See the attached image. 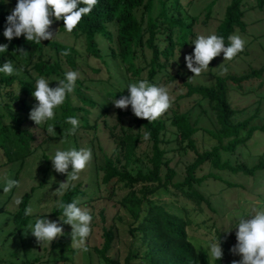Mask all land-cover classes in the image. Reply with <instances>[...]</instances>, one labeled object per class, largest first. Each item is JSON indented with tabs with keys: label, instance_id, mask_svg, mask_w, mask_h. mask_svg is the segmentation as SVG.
<instances>
[{
	"label": "trees",
	"instance_id": "16d2710c",
	"mask_svg": "<svg viewBox=\"0 0 264 264\" xmlns=\"http://www.w3.org/2000/svg\"><path fill=\"white\" fill-rule=\"evenodd\" d=\"M193 0H97L90 13L81 17L79 23L71 32H65L62 21L55 25L61 33H66L73 41L70 45L56 41H40L39 44L26 42L23 36L5 41L0 35V43H8V48L0 56V64L10 60L24 73V78L15 75L0 74V106L4 113H0V153L3 159L0 166L19 163V170L25 159L30 157L38 148L50 140L67 139L71 137L78 144L76 133L79 131L91 134L93 140L99 137L95 134L98 120L113 110L119 124L128 118L134 125L120 128L109 127L108 133L115 146L109 154H102V164L96 165L97 156L92 155L93 175L101 172L99 184L110 185L113 195L115 190L123 191L117 200L119 206L128 215V233L131 243L123 259L109 256L114 240L111 228L103 230V243L93 251L101 259V264H213L202 248L195 247L188 234L191 221L188 211L178 206V198L186 203L199 206L201 203L209 206L207 199L194 190V185H200L204 178H215L213 174L206 177L196 176V171L204 164L211 169L226 171L230 174L253 176L264 170V158L260 157L257 164L247 167L245 164L230 162V156L237 148L243 146L255 132L264 133L263 126H249L251 118L241 122H233L235 111L229 101V90H239L243 82L250 78H260L264 66L242 76L228 75L213 76L210 86L191 85L181 83L184 93L177 99L194 97L196 103L205 102L209 107L215 128L203 129L214 144L201 152L194 145L193 135L201 129L197 127V119L192 121L188 111L179 113L172 111L164 119L156 118L147 121L135 117L130 107L123 110L115 108L110 102L120 95H126L124 88L128 83L136 80H147L149 83L166 88L177 82L183 75V59L174 61L176 53L191 51L192 40L195 39L194 24L199 15L189 14ZM254 8L264 9V0H254ZM15 0L7 4H0V32L3 30L4 18L14 6ZM210 2L204 9L205 16L201 24H206L210 17ZM244 10L242 0H231L224 9L222 19L214 29V33L225 38L235 29L244 30L242 21ZM80 41L83 54L77 51L73 44ZM52 52L50 61L44 59V47ZM20 48L25 53L15 54L14 49ZM220 55V54H219ZM218 55V56H219ZM82 56L86 61L92 60L96 65L89 69L97 78H77L72 93H69L63 104L55 110L54 132L56 136L46 134L47 122L36 126L28 119V112L35 105L31 96L35 78L43 76L62 78L65 67L78 70ZM218 56L214 57L216 59ZM175 68L172 73L171 69ZM31 71L36 77L31 76ZM82 73V71L80 70ZM100 74H103L100 75ZM15 86V87H14ZM96 87L93 88V87ZM15 88V89H14ZM85 90L88 92L85 93ZM172 90L170 89L169 92ZM96 113L95 119L92 115ZM75 116L78 127L75 133L66 134L70 126L65 117ZM168 127L173 131L171 139H165ZM40 130L42 138L35 143L33 130ZM148 132L150 156L143 161L136 157V148L144 133ZM92 141V140H91ZM172 147L168 148V144ZM92 145V142H91ZM193 151L194 158L184 166V173L180 180L177 172L169 166L172 155L186 154ZM171 155L170 156H168ZM141 164L140 166L132 165ZM18 170V172H19ZM95 179V178H94ZM23 194L18 204L14 220L23 225L28 215L24 214L30 193ZM84 189L70 186L60 198L57 208L50 216H62L61 203H67L86 195ZM100 199V198H99ZM110 200V198H107ZM235 241L234 235L232 236ZM224 255L216 264H230L225 258L230 254L223 244Z\"/></svg>",
	"mask_w": 264,
	"mask_h": 264
},
{
	"label": "rangeland",
	"instance_id": "374dc122",
	"mask_svg": "<svg viewBox=\"0 0 264 264\" xmlns=\"http://www.w3.org/2000/svg\"><path fill=\"white\" fill-rule=\"evenodd\" d=\"M230 1L193 0L189 14L199 15L198 22L193 26L195 36L213 34L215 27L222 19L224 9ZM210 2H213L210 17L206 19V24L203 25L201 23L205 16L204 9ZM254 4V0H242V9L244 10L242 21L245 27L243 31L235 29L231 33L239 34L245 41L240 52L233 58L224 60L222 54H220L216 59L210 60L208 68L198 76H192V73L185 68L183 63L182 78L168 87L170 106L157 118L164 119L166 116H170L172 111L179 113L188 111L190 119L192 121L197 119V127L201 129L192 137L198 152L209 149L214 144L208 134L202 131L203 129L213 130L215 128L214 119L205 102H200V105H198L194 97L177 99L179 95L184 93L181 83L210 86L214 81L212 75L220 77L228 75L242 76L264 66V9L254 8ZM51 28L54 31L57 30L59 35L49 41H56L65 45L72 43L73 40L66 33L58 31L55 23ZM73 46L83 54L80 41L74 42ZM43 51L44 59L50 61L53 58L51 50L45 46ZM182 51L178 61L183 59L185 54H190L192 49L189 52ZM79 62L81 67L79 66L78 70L65 67V71H78L80 73L78 78L98 77L89 69L90 66H97L94 61L88 60L85 63L82 56V60L79 59ZM14 68L13 75L19 79L24 78V73L15 65ZM171 72H175L174 67ZM30 73L33 78L36 77L33 71ZM100 75L103 76V74ZM54 83V81L50 82L49 86H53ZM96 87L93 88L96 89ZM170 89L171 92H169ZM87 92L85 90V93ZM228 96L231 108L235 111L233 122H241L251 118L249 126L264 125V71L260 78L252 77L247 82H243L239 90L230 89ZM4 111L0 106V113H4ZM115 114L116 112L111 110L104 119L98 120L99 126L95 134L99 137V144L98 139L93 140L90 133L79 131L76 133L78 144L71 137L47 141L30 157L25 159L20 170L17 162L0 166V185H3L7 179H14L18 182L9 193L0 192V264H101V259L93 249L101 247L103 243L102 233L107 228H111L114 232L112 249L108 255L117 256L120 259L124 258L131 243V238L127 228L128 215L117 203V200L122 197L123 191L115 190L113 195H109L111 186L99 184L101 172L94 176L92 168L93 153L97 156L96 165L100 166L102 164V154H109L115 146V140L109 137V127H115V133H118L120 128L126 130L128 126L132 128V133L136 132L134 125L130 123L128 118L123 119L122 123L119 124ZM95 116L96 113L92 115V120L95 119ZM172 131L173 129L168 127L165 139H171L170 133ZM32 132L35 136V143H37L41 140L42 133L37 129ZM70 146L74 148L86 147L91 151V159L86 167L79 172L78 179L69 182L71 186L78 185L79 189L85 190L86 195L81 198L77 197L76 200L79 206L87 208L92 216L90 233L86 238L87 252H82L72 246L71 229L70 226L62 223L60 220L63 219L62 216H50L52 211L57 208L65 191L60 190L58 185L67 178L65 174L54 172L51 168V161L47 159L51 157L56 149H66ZM167 147H172V144H168ZM150 152V143L144 138L136 148V157L146 161L145 159L150 156ZM170 153L173 155L169 166L175 169L177 179L180 180L184 173L185 164L192 161L195 155L193 151H187L186 154L182 155L174 152ZM171 155L168 154L170 157ZM260 157L264 158V133L255 132L243 146L236 149L229 159L232 164L236 161L245 164L247 167H252L257 164ZM2 159L3 156L0 153V161ZM137 165L140 166L141 164H134L132 168ZM210 173L215 178H204L200 185L193 186L197 193L207 199L209 206L204 203L199 206L186 203L182 197L178 198V206L189 212L188 216L191 224L189 225L188 234L195 247L202 248L205 251L204 243L215 231L218 238L223 241L222 249L223 244L229 249L235 243L232 238L235 229L228 233L220 232L221 230H227L224 217L233 211L247 212L251 207L257 205V202L264 201V170L256 172L253 176H244L240 173L230 174L226 171L214 170L208 164H204L196 171V176L206 177ZM31 188H34V190L30 193L26 203V207L30 208L31 212L24 224L20 225L19 221L13 218L18 209V205L14 203V200L17 198L20 200L23 194L29 193ZM108 197L110 200L107 199ZM39 215H45L50 221H57L62 226L63 235L55 238L49 245L37 242L34 237L24 230ZM233 259H239V257L229 254L225 258L230 262ZM209 260L212 262L210 258Z\"/></svg>",
	"mask_w": 264,
	"mask_h": 264
},
{
	"label": "clouds",
	"instance_id": "9594fccd",
	"mask_svg": "<svg viewBox=\"0 0 264 264\" xmlns=\"http://www.w3.org/2000/svg\"><path fill=\"white\" fill-rule=\"evenodd\" d=\"M10 0H0V4H7ZM97 0H15L14 6L4 18V26L0 35L5 41L10 42L13 38L23 36L24 41L39 44L40 41L52 40L58 37L57 30L51 26L56 21H62V28L65 32H71L79 23L82 16L91 12ZM225 38L216 34L197 35L192 40V51L183 57L185 68L198 76L203 70L208 68L209 61L222 54L224 59L233 58L240 52L245 44L244 39L239 34H230ZM8 43H0V56L6 53ZM15 54L25 53L22 49H14ZM179 51L176 53L177 61ZM15 72L13 62L5 60L0 64V74L12 75ZM78 71H66L62 78H45L38 76L35 78L31 96L35 100V105L29 109L28 119L36 126L47 122L46 134L56 136L54 132L55 110L64 103L66 96L72 93L75 82L79 77ZM191 76V77H192ZM190 77V78H191ZM54 81L53 86L49 83ZM126 95H120L110 102L115 108L123 110L130 107L131 113L147 121L155 120L170 106L169 93L165 87L149 83L147 80H136L128 83ZM65 122L70 126L65 130L66 134L75 133L78 127V120L75 116L65 117ZM149 133H144V138L148 139ZM91 159V151L84 148L68 147L66 149H56L51 157V168L58 174H65L64 182L59 183L60 190L68 189L70 181H76L78 174L83 170ZM70 169V170H68ZM68 170V171H66ZM14 179H7L0 185V192L7 194L16 185ZM19 204L20 200H14ZM63 224L70 226L71 244L74 248L82 252H87L86 238L90 233V222L92 216L87 208L79 206L78 201L73 199L67 203H61ZM31 209L26 207L24 214L29 215ZM224 223L227 230L220 232L228 233L235 229V243L228 249L233 256L230 264H264V201L257 202L247 212L233 211L225 215ZM39 243L49 245L55 238L63 235L62 226L57 221H50L45 215L34 218L24 229ZM223 241L218 238L215 231L204 243L205 251L209 258L216 264L224 251L221 247Z\"/></svg>",
	"mask_w": 264,
	"mask_h": 264
}]
</instances>
